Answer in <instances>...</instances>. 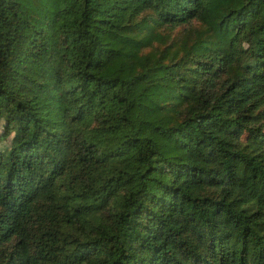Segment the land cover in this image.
I'll return each instance as SVG.
<instances>
[{
    "label": "trees",
    "instance_id": "16d2710c",
    "mask_svg": "<svg viewBox=\"0 0 264 264\" xmlns=\"http://www.w3.org/2000/svg\"><path fill=\"white\" fill-rule=\"evenodd\" d=\"M0 264H264V0H0Z\"/></svg>",
    "mask_w": 264,
    "mask_h": 264
}]
</instances>
